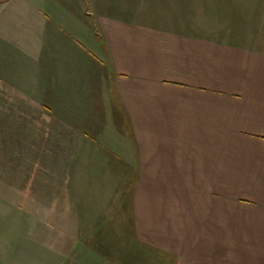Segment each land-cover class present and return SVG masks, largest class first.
Listing matches in <instances>:
<instances>
[{
    "label": "crops",
    "instance_id": "crops-1",
    "mask_svg": "<svg viewBox=\"0 0 264 264\" xmlns=\"http://www.w3.org/2000/svg\"><path fill=\"white\" fill-rule=\"evenodd\" d=\"M4 9L17 145L60 150L0 168V264H264V0Z\"/></svg>",
    "mask_w": 264,
    "mask_h": 264
},
{
    "label": "rangeland",
    "instance_id": "rangeland-1",
    "mask_svg": "<svg viewBox=\"0 0 264 264\" xmlns=\"http://www.w3.org/2000/svg\"><path fill=\"white\" fill-rule=\"evenodd\" d=\"M7 1L8 0H0V60L6 61L9 60V63H12L13 57H14V50L10 46L12 45L13 41L7 40L5 37V34H7V22L5 19L8 17L6 15V10L4 9L7 7ZM17 1V0H16ZM10 7H13L11 5ZM3 9V10H2ZM11 31L12 29H8ZM9 54V55H8ZM7 62V61H6ZM11 66V71L14 70L13 64H9ZM13 76V72L10 75V79H0V136L4 137V143L0 144V151H3L5 153H9L10 157L6 159H0V168L5 169H12L17 168V159H13V155L16 152L17 149L27 150V151H46V150H60V146H57V144H45V143H34V144H23V145H17V97L5 95L3 94L5 89L8 85H10V81H15L16 79ZM3 91V92H2ZM24 112L18 113V118L25 117L24 120H27V127L25 128L26 135H32L33 137H45L47 135V128L45 126H39L38 128L35 126V119H39L40 123H44L43 118L41 117L40 113H28V115H25ZM29 115H32V117H29ZM46 123V122H45ZM32 128H29V127ZM46 133V134H45ZM42 162V161H40ZM34 162H30L29 160L22 161V166L24 167H31ZM40 164V163H39ZM118 182L126 184V176L118 177ZM128 181L130 182L131 179ZM10 179H13L12 176H10ZM123 180V181H122ZM128 182V183H129ZM131 184V182H130ZM124 193L123 191L119 192V199L123 194L129 195V191H126ZM12 194V193H11ZM9 195V194H7Z\"/></svg>",
    "mask_w": 264,
    "mask_h": 264
}]
</instances>
